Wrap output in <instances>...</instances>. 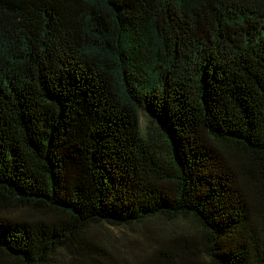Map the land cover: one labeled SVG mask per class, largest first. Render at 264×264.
I'll list each match as a JSON object with an SVG mask.
<instances>
[{
    "label": "trees",
    "instance_id": "1",
    "mask_svg": "<svg viewBox=\"0 0 264 264\" xmlns=\"http://www.w3.org/2000/svg\"><path fill=\"white\" fill-rule=\"evenodd\" d=\"M155 216L137 264H264V0H0V264Z\"/></svg>",
    "mask_w": 264,
    "mask_h": 264
},
{
    "label": "rangeland",
    "instance_id": "2",
    "mask_svg": "<svg viewBox=\"0 0 264 264\" xmlns=\"http://www.w3.org/2000/svg\"><path fill=\"white\" fill-rule=\"evenodd\" d=\"M139 123L143 128L146 113L139 109ZM13 215L27 214L25 210H13ZM198 226L192 219L167 220L160 216L149 217L139 222L113 226L93 222L85 227V235L112 255L119 264H137L155 249L166 250V242L186 233H195ZM53 264H84L76 253L61 249L55 254Z\"/></svg>",
    "mask_w": 264,
    "mask_h": 264
}]
</instances>
